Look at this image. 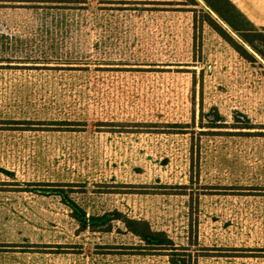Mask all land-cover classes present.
<instances>
[{
  "label": "rangeland",
  "instance_id": "374dc122",
  "mask_svg": "<svg viewBox=\"0 0 264 264\" xmlns=\"http://www.w3.org/2000/svg\"><path fill=\"white\" fill-rule=\"evenodd\" d=\"M0 264H264V58L205 0H0Z\"/></svg>",
  "mask_w": 264,
  "mask_h": 264
},
{
  "label": "trees",
  "instance_id": "16d2710c",
  "mask_svg": "<svg viewBox=\"0 0 264 264\" xmlns=\"http://www.w3.org/2000/svg\"><path fill=\"white\" fill-rule=\"evenodd\" d=\"M208 5L224 20L234 31H236L255 51L264 58V27L255 26L250 19L231 1V0H205ZM216 29L220 30L218 27ZM246 52L244 47L240 46ZM70 206L78 214H84L82 208L75 202H70ZM145 231H139L137 227H131L132 230L142 236L144 239L150 240L154 244H163L159 236L162 232L154 231L148 225L143 223Z\"/></svg>",
  "mask_w": 264,
  "mask_h": 264
},
{
  "label": "crops",
  "instance_id": "0c3cea01",
  "mask_svg": "<svg viewBox=\"0 0 264 264\" xmlns=\"http://www.w3.org/2000/svg\"><path fill=\"white\" fill-rule=\"evenodd\" d=\"M257 27H264V0H231Z\"/></svg>",
  "mask_w": 264,
  "mask_h": 264
}]
</instances>
